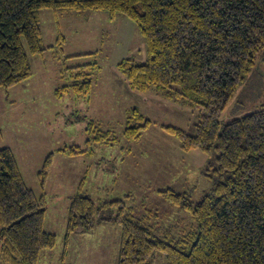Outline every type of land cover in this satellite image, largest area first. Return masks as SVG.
Returning a JSON list of instances; mask_svg holds the SVG:
<instances>
[{"label": "trees", "instance_id": "16d2710c", "mask_svg": "<svg viewBox=\"0 0 264 264\" xmlns=\"http://www.w3.org/2000/svg\"><path fill=\"white\" fill-rule=\"evenodd\" d=\"M46 9L62 16L101 11L112 21L123 16L136 25L148 59L139 64L125 58L117 68L133 90H155L168 101L200 111L192 136L172 126L162 129L179 140L183 151L207 156L205 176L212 182L198 203L171 189L158 192L189 212L197 229L159 231L151 220L157 214L138 217L121 199L97 205L76 194L67 208L64 249L74 234L115 224L121 228L117 264H154L156 252L165 253L167 264H264V107L230 123L219 122L239 86L264 62V0H0V88L32 77L23 40L31 55L53 51L44 46L41 11ZM59 35L58 44H65ZM68 70L72 84L55 94L88 96L97 67ZM90 124L95 127V121ZM150 125L132 108L123 136L139 139ZM92 140L100 144L118 138L106 132ZM87 146V151L68 153L92 155L91 141ZM52 160L49 154L39 173L45 180ZM46 214L45 197L37 198L27 187L11 149L0 148V264H39L42 254L56 247L57 235L45 228Z\"/></svg>", "mask_w": 264, "mask_h": 264}, {"label": "rangeland", "instance_id": "374dc122", "mask_svg": "<svg viewBox=\"0 0 264 264\" xmlns=\"http://www.w3.org/2000/svg\"><path fill=\"white\" fill-rule=\"evenodd\" d=\"M124 23L127 24L122 27ZM127 25H131L128 32ZM41 27L44 46L54 49L31 55L23 40L33 74L10 89L0 88V148L11 149L27 187L37 198L45 197L47 213L53 216L56 212L60 217L66 212L68 199L82 194L97 205L121 199L138 217L150 212L157 214L151 220L159 231L197 229L189 212L172 205L158 192L171 189L188 194L192 202L198 203L211 190L212 182L205 176L207 156L196 150L204 158L201 166L200 158L195 159V150L183 151L179 140L162 129L164 125L172 126L192 136L200 121V111L168 101L155 90L138 91L136 107L151 125L139 139L123 136L127 113L133 108L130 104L136 99L133 101V95L125 91L123 80L118 82V77L125 76L112 66V59L123 49L118 40L125 30L131 47L129 55L120 60L133 58L139 64L146 63V42L136 25L123 16L112 21L101 11L62 16L46 9L41 11ZM59 32L66 38L65 44H58ZM83 65L97 67L93 75L97 93H116L114 99L108 100L109 107L101 105L90 111L87 96L72 92L55 94L72 84L68 69ZM263 107L264 62L259 61L220 113L219 122L230 123ZM106 132L118 140L100 144L92 140ZM88 141L94 150L92 155L68 153L70 149L87 151ZM49 154H53V160L45 180L39 173ZM45 228L57 235L58 242L53 250L42 254L39 264H117L121 240L118 225L105 224L91 234H75L67 258L63 256L65 229L52 230L48 222ZM153 260L154 264H167L163 252H156Z\"/></svg>", "mask_w": 264, "mask_h": 264}, {"label": "crops", "instance_id": "0c3cea01", "mask_svg": "<svg viewBox=\"0 0 264 264\" xmlns=\"http://www.w3.org/2000/svg\"><path fill=\"white\" fill-rule=\"evenodd\" d=\"M126 24L127 23H124L122 25V27H124ZM129 26H131V25H127L126 26L127 32L130 30ZM122 31H123L122 38L120 37L121 39L119 38L118 41H119L120 44H122L123 49L120 50V51H117L116 55H115V58L112 59V66H114L115 68H117L118 63L121 61L120 59L124 58V57H127L129 55V53H130V47H131V44L129 43V39L130 38H129V36L125 35V30H122ZM132 32H133V30L131 29L130 33H132ZM117 80H118V82L123 80V87H124L125 91L127 93H129V94L131 93L133 95V101H135V99H136V102H132V104H130V105H132L133 108H137L136 107V103H137V99H138V95H137L138 91L133 90L131 87H130L132 89L131 91L127 89V85L126 84H128V82H127L126 78L125 79H121V77L120 78L118 77ZM128 86H130V85L128 84ZM115 97H116V93H114V92L113 93H109V92L97 93L96 85L94 86V82L92 81V90H91V93L87 96L89 107H90L89 108L90 111L95 109V108H97V107H99V106H101V105H105V108L109 107L111 105V103L108 100L111 99V98L114 99ZM143 100H145V99H143ZM126 103L129 104L130 102L127 101ZM130 109H132V108H130ZM87 112L89 114V110ZM194 154H195V159L200 158V162H198V163L202 166L204 164V158L198 153V151H196ZM69 199H68V202H66V212H63L64 214L62 213V215L60 217L56 216V212H55V214L53 216L52 215L50 216V213L46 214V223L48 222V226L52 230L65 229V225H66L65 219L67 217V208L69 206ZM50 232L54 233L52 231H50ZM74 235H72L70 237L69 244H68V246L65 249L66 250V253H65L66 258H67L68 254H69V247L74 241V239H73Z\"/></svg>", "mask_w": 264, "mask_h": 264}]
</instances>
